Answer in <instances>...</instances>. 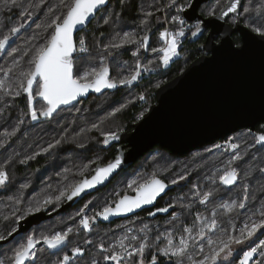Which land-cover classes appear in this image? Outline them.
Returning <instances> with one entry per match:
<instances>
[{
  "label": "trees",
  "instance_id": "obj_1",
  "mask_svg": "<svg viewBox=\"0 0 264 264\" xmlns=\"http://www.w3.org/2000/svg\"><path fill=\"white\" fill-rule=\"evenodd\" d=\"M149 1L151 2L150 9L162 7L163 0H110L109 4L98 13V16L77 35V43L80 37H84L89 51L88 53L77 54L75 56L74 59L77 66L75 68V73L88 67H98L101 60H105L107 63L112 65V63H115L118 58L115 57L116 52H119L121 56H124L125 61L130 59L132 47L124 46L120 49H109L108 51H105L104 45L115 42L114 38L116 37V33L122 35L121 33L124 31L137 27V25H139L141 21L147 17V15L143 12L142 6L149 7ZM20 2L25 7L28 5L34 6L36 4H41V7H33L29 9L30 11H35L36 15L28 19H22L20 16L21 7L11 6L10 0H8L7 4L6 0H0V24L3 25V27L0 28V38H2L3 34L7 33L10 27L15 26L20 22H24L27 25V27L22 29V31L12 41L5 55L0 56V70L13 67L14 60L19 62V65L14 68V71L8 74L7 82L12 86L13 92L16 90L19 72L22 69L26 70L30 66L29 60L34 51V49H30H32L33 45L43 43L51 31L43 26L46 25L54 17V15H59L62 11H64L63 8L57 7L60 4V0H44L43 3H41V0H20ZM50 7L54 8L55 11L50 13L48 11ZM182 11L181 15L183 19ZM201 13L206 16L202 10ZM245 18L246 17L243 14V21H245ZM105 19H109L108 24L104 23ZM152 22L154 23L156 21L153 19ZM186 23L190 24L189 22ZM255 26L259 27L258 24ZM156 34H158V32H155V35ZM34 35L37 39L31 40V37ZM206 35L207 32L204 34H198L195 37L190 34L186 41L190 59L194 60L203 53L201 45L204 44ZM233 37L237 44L241 42V37L238 33H236ZM12 48H18L20 51L16 52L14 56L8 55L7 52ZM25 52L28 54L25 55ZM93 58L96 59L93 60ZM177 61L178 60L176 59L172 62V64L165 68V70H167L166 76H169L167 80L177 76L184 69V67L182 68L181 65L177 64ZM128 65L131 68L136 66L135 64ZM109 67L110 79H113L114 71L110 65ZM3 77L4 72L0 71V78ZM152 77L154 76L152 75ZM146 78H148L145 79L147 81L141 83L142 88H145L152 83L151 77ZM156 89L157 88L155 87L151 96L153 98V102H156ZM126 92V88L118 85L115 89H103L101 93H93L87 99H83L80 102L87 103L91 101V104L96 105L99 98L105 94L110 93L115 95L117 99H120ZM0 99V145H3L0 146V166L5 168L9 176L7 183L0 186V235L9 237V231H11L14 227L16 229L18 228L20 222L17 223V217L24 213V210L28 207L32 197L35 196L36 199H42L46 195L54 197L58 195L59 191L67 184L74 183L82 178L80 171L84 165H89V168L91 169L92 165L88 160L91 159V153L93 150L97 151L96 146L98 139L96 138L97 132H87L83 129L90 128L87 117L85 118L83 116L73 114L72 112L60 115L58 112L53 117H41L39 120L33 121L30 117V109L26 93L21 91V95L17 97L14 95H5L4 91H0ZM34 104V107L38 108L41 105L44 107L46 102L37 97ZM144 106H146L145 102L133 103L122 112L121 122L124 128H127L125 130L131 131L133 129L134 124L138 121L137 117L144 111ZM64 109L65 108H63V110ZM67 109H69V107ZM21 120H23L22 124L20 123ZM21 125L22 127H20ZM17 127L19 128V131L16 132V135L7 138L4 136L6 131L12 132ZM263 131L264 125L259 123L256 126L255 132L248 130V128H242L236 133L234 132V134L232 133L226 137L196 148V150H202L208 145L218 143L227 147L223 152L225 153L224 155L226 158H228L231 154H235V152H237L238 155H242L243 159L238 161L234 160L232 163L234 164L232 167H235L240 171V179H238L237 183L232 186L223 185L221 182H218L214 190H220L221 193L214 194L213 197L209 199L207 204L199 203V197L195 196L193 193H189V190L193 188L191 180L189 181L188 190L185 185L183 187L181 185H174V188L170 190L166 196L170 197L177 192H180V196L185 194V204L191 203L192 207L191 209H186L178 206L180 215L175 222L174 220L170 221L172 223L171 226H174L177 231L181 230L183 232L184 227H193L194 224H197V213L209 216L213 210H216L217 219L220 222V229H227L228 234L239 236L240 229L243 228L245 223H250L251 220H258L260 218L259 212L262 204H264V173H262L259 169L264 168V145L256 143V137ZM240 135H244V137H241L240 139L234 138L235 136ZM5 140H7L6 143ZM56 140H61V143L56 145L47 153L42 152V149L47 148L49 144H55ZM230 140L238 143L240 147L235 150L231 149L227 144V141ZM85 142H87V144ZM93 143L95 146H89ZM81 144H83L84 147H80ZM103 147L101 149L104 152L106 151L105 160L109 161L113 159L117 152L116 146L103 145ZM154 149H160L171 156L184 158H187L192 154V151L195 150L193 149L183 155H177L167 149L161 148L160 146L153 147L150 152ZM38 152L41 154L36 155ZM29 156H34L35 158L28 160V162L24 164L20 163L21 160H24ZM143 158L144 156L135 162L134 165L121 171L114 178V180L125 171L138 168L137 166ZM190 167L192 168L193 166ZM65 169L68 171H65ZM89 171L90 170L85 171L84 175L88 174ZM91 172L89 174H91ZM245 173L249 174L245 177ZM244 183L248 184L249 195V201L247 202L246 208L243 210L239 209L240 211L237 209L231 213L220 209L219 205L224 200H227L226 198H242V185ZM23 185H27V187H22ZM18 197L22 200V203L20 204L15 203V200ZM64 201H62L59 205L61 206ZM170 201L171 198L169 203ZM56 206L57 205L54 204L49 207L51 210H54ZM178 207L175 206L171 214L169 213L167 216H163L161 222L168 221L166 219L173 213L177 212L176 208ZM61 214H67V212ZM145 214L146 213L141 215L138 214L137 216H141L145 221L155 222L151 221L152 219L149 216H145ZM58 215L59 214L49 219H45L38 224H33L27 231L19 233L12 241L7 244L0 245V261H3L4 264H11V260L9 258L12 256L14 251H11L9 245L14 240H19L22 236L25 237L32 233H37L39 235L42 232L50 234L58 229L66 230L69 225H71L69 227L74 229L73 233L69 236V239L70 241H73V244L80 240L76 238L77 233L78 235L81 233L82 235H80V237L83 236L84 240L85 238H90L91 240L94 239L95 241L99 238L104 240L116 239L118 229L111 231L107 229L109 225H104V228L106 229L105 233L100 234V236H96L97 233H94L93 237H89V233L80 227L78 221L79 218H77L78 215L76 213L68 214L71 217L70 220H68L69 218L67 219L66 223H57L56 218ZM4 216H8L9 219H3ZM132 218L133 217H130L129 220ZM47 223L48 225H46ZM135 224H139V222H136ZM110 226L115 227V224ZM133 227H135L134 224ZM76 230H78L77 233ZM154 232H157L155 228ZM263 234L264 233H262V235ZM215 238L216 236L214 239ZM25 239L23 240L25 241ZM200 243L204 242L201 241ZM252 245L248 243L241 249H235V252H233L230 256L228 264H239L240 257L242 255L241 251L245 248H251ZM154 248H157V246H154L153 249ZM205 248H207V246H205ZM37 249L40 250L37 254V260L29 262V264H57L58 260L62 258V255H60L61 253L49 251V249H47V247L43 244L38 246ZM148 251L149 249L145 251L144 256H151L152 253H149ZM190 251L194 250L190 249ZM53 257H57V261H52ZM195 258L201 259V254L196 252ZM163 261L167 262L162 264H175L174 260L170 261L167 259L166 261ZM258 261H264V256L252 264H257Z\"/></svg>",
  "mask_w": 264,
  "mask_h": 264
},
{
  "label": "snow or ice",
  "instance_id": "obj_2",
  "mask_svg": "<svg viewBox=\"0 0 264 264\" xmlns=\"http://www.w3.org/2000/svg\"><path fill=\"white\" fill-rule=\"evenodd\" d=\"M44 0H41L43 3ZM171 4H175L176 0H170ZM8 0H6V4ZM11 6L21 7L20 16L22 19H28L36 15L35 11H30L29 9L35 7H41V4L28 5L25 7L20 0H10ZM107 3V0H60V4L57 7H61L64 11L59 15H54V17L43 27L50 29L47 38L43 43L33 45V55L29 60V67L26 70H21L19 72L16 84V90L13 92L12 86L7 82L8 74L14 71V68L19 65L18 61H13V67H9L5 70H0L4 72V77L0 78V90H4L5 95L20 96L21 91L27 94L30 117L31 120L37 121L41 117L50 118L62 105H69L73 101L77 100L78 97L86 95L89 90H94L99 93L103 89H115L118 85H132L133 82L137 81L141 76V71H152L148 66H142L139 63L136 64L135 69L129 73L127 76H123L118 80L110 79V67L105 60H101L99 66H92L83 69L82 71H77L74 74V69L77 67L74 54H85L88 53L89 48L84 37H80L77 40L74 38V33L76 32L78 26H84L89 22L90 17L97 13V10ZM240 5V0H228L226 4L221 8L219 18L223 19L228 16L229 13H236ZM190 7V5H189ZM179 10H183V7ZM50 13L54 12V8H49ZM249 9L245 8L244 12H248ZM147 16H152L153 13L149 12ZM210 17L216 16L217 13L215 9H211L208 12ZM173 22H178L181 26L185 24V21L179 16L172 17ZM105 24L109 23V19L104 20ZM142 24H147V19L141 21ZM202 21L194 26V31L191 32L193 37L197 36L203 31ZM3 25L0 24V28ZM27 25L24 22H20L15 26L10 27L6 34L2 35L0 38V56L5 55L6 50L10 47V41L25 29ZM40 27V26H38ZM252 30L258 33L260 36H264V27H253ZM160 39L163 41V47L160 49H151L153 52H161L163 55L160 57L163 65L167 66L173 57L179 55L178 49L180 46L179 37L185 36L184 27H180L177 32H169L167 29L160 32ZM37 37L34 35L31 40H36ZM149 35L147 31L145 34L136 39L135 34L131 32H124L121 36L116 33L114 38L115 42L104 45V50L109 49H120L129 43L138 44L139 47L148 48ZM20 51L18 48H12L7 52L8 55L14 56L16 52ZM28 53L25 52V55ZM137 53H134L136 55ZM160 85L157 84L156 87ZM39 97L42 101L46 102L44 107L38 110L34 107V102L36 98ZM139 99L143 100L144 96L141 95ZM122 107H126L123 105ZM122 108H116L110 115H115V113L120 112ZM79 111V109H77ZM23 123V120L20 121ZM93 128H98L99 125L93 124ZM19 131L17 127L12 132H5L4 136L10 137L16 135ZM104 139L102 143L108 145L110 141H115L119 139V131L115 132H102ZM7 140H5V143ZM61 140H56L55 144H49L47 148L42 149L43 153L49 152L56 145H59ZM256 143L264 145V132L260 133L256 137ZM228 146L235 150L240 147L238 143H233L231 140L227 141ZM3 146V145H0ZM254 146V145H253ZM80 147H84L83 144ZM216 147H221V145H216ZM41 153H36L40 155ZM34 156H29L20 163H27L28 160L34 159ZM243 159L242 155H235L233 160ZM90 163H96V161H91ZM123 163L120 156H117L114 160L109 161L105 165H99L93 170L94 174L90 178L84 177V172L88 170L89 165H84L80 171L82 178L74 183L67 184L63 187L59 194L56 196L46 195L42 199H35L30 201L28 207L24 210V213L17 217V223L25 220L27 216L38 214L42 211H48L49 206L59 205L62 201H71L75 197L80 196L86 190L92 189L98 185L103 184ZM233 161H229L231 165ZM264 173V168L259 169ZM65 171H68L65 169ZM219 171V170H218ZM249 173H245V177ZM240 171L235 167L226 168L218 179L223 185L231 186L235 185L240 179ZM9 179L8 173L3 166H0V186L7 183ZM187 179L186 175H180L177 179L170 181L172 185L179 183L182 180ZM168 184L165 183L163 179H160L156 173H153L149 178L143 179L139 178L132 179L127 187L135 192V195L124 194L121 195L119 192L115 193L118 197L112 204L105 205L100 211L96 212L93 216L83 215V213L78 212L77 215L82 218L79 220V225L83 229L91 232L92 224L98 218L103 220H108L112 216H118L126 213L133 212L136 209L143 207L144 205L153 204L157 197L165 192L168 188ZM22 187H27L23 185ZM194 195L199 197V203L207 204L209 199L213 197L214 192L212 190H207L201 193L198 186H194ZM243 196L239 200H232L231 202H223L219 205L220 208L231 213L237 209H245L247 202L249 201L248 195V184L244 183L242 185ZM183 200V197L178 198ZM15 203L20 204L22 200L18 197ZM91 203V201H89ZM85 208L88 204L84 205ZM175 207L174 203H170L165 207L157 208L154 212H149L150 216H155L157 212H168L170 208ZM182 207L186 209H191L192 204H183ZM14 214V213H13ZM255 214V213H253ZM260 218L258 220H251L250 223H245L243 228L240 229L239 236L230 235L227 233V229H220V222L217 219V212L213 210L211 215L208 217H203L199 213L196 214V220L200 221L198 229L194 224L193 227H184L183 233L179 236L178 243L175 242V238L172 232H165L164 236L166 243L163 247L157 245L159 253L168 258L170 261L174 260L175 264H223L226 260L233 254V245H241L246 240L251 239L256 235L258 231L264 229V204H262L260 212ZM3 219H9L8 216H4ZM173 219H178V216H174ZM17 229L14 227L9 231L8 235L11 236L13 232ZM219 230V231H218ZM74 229L68 227L63 231H54L50 234L32 233L27 235L24 242L19 243V246L14 249L12 256L9 258L11 264H29V262H34L37 260V254L39 249L37 245L43 244L50 250L61 249L69 242V236L72 234ZM78 231V230H77ZM129 232L132 231L131 228L128 229ZM147 231H150L149 226L145 224L139 229L140 233H144L143 237H137L133 235L131 241H136L139 239L138 244L125 243L129 240L127 235H124L118 241V244H113L110 248H106L104 243L98 245L102 258L110 264H133V257H138L134 264H145L144 254L147 249L152 247L150 245ZM195 231V235L193 232ZM210 233L216 234L214 239ZM7 237L0 235V241L5 240ZM157 241L160 240V235L155 237ZM203 241L204 243H200ZM194 242V243H193ZM86 244H92L91 240H86ZM205 246H207L208 251L205 253ZM131 249V250H130ZM190 249L194 251H190ZM264 256V240H260L259 244L255 247H251L250 250L243 253V257L240 259L239 264H249V261L258 252ZM72 255L64 253L62 258L58 260L57 264H70L74 261L77 256H83L85 250L79 246L73 247L71 249ZM201 254V259L195 258V253ZM107 253L106 255H103ZM158 256L152 254L149 264H157ZM0 264H4L0 261ZM91 264H100V260L93 258ZM257 264H264V261H258Z\"/></svg>",
  "mask_w": 264,
  "mask_h": 264
},
{
  "label": "water",
  "instance_id": "obj_3",
  "mask_svg": "<svg viewBox=\"0 0 264 264\" xmlns=\"http://www.w3.org/2000/svg\"><path fill=\"white\" fill-rule=\"evenodd\" d=\"M209 1L211 0H192L190 7L182 11L185 23L203 22V31L200 34L207 32L205 42L201 45L203 53L180 74L157 89L156 102L134 124L131 131H120L119 139L110 141L107 145L117 146V152L110 161L120 156L123 160L121 166L103 184L86 190L71 201L65 200L58 209L48 212L49 207L48 211L28 216L19 223L11 236L0 241V245L7 244L33 224L71 209L85 197L103 190L121 171L132 166L155 146L183 155L242 128L254 131L258 123L264 122V36L243 24L241 12L244 0H240L236 13H229L223 19L219 18L221 9L213 17L201 13V7ZM109 2L110 0H107V3L90 17L88 23L78 26L74 33L76 40L78 33L84 30ZM232 17L236 19L233 25L228 21ZM236 33L240 34V44H237L233 37ZM76 55L74 54V58ZM93 93L97 92L89 90L86 95L78 97L71 104L62 105L56 113L87 99ZM108 162L97 164L105 165ZM91 175L84 177L90 178ZM165 183L169 185L168 188L153 204L144 205L130 213L112 216L108 220L98 218L96 222L110 223L154 207L159 198L174 188V185L166 181ZM170 210L171 208L168 212H157L151 217L166 215ZM256 257L257 253L249 264Z\"/></svg>",
  "mask_w": 264,
  "mask_h": 264
},
{
  "label": "rangeland",
  "instance_id": "obj_4",
  "mask_svg": "<svg viewBox=\"0 0 264 264\" xmlns=\"http://www.w3.org/2000/svg\"><path fill=\"white\" fill-rule=\"evenodd\" d=\"M227 1L228 0H212L210 2L205 3L202 6L201 10L206 15H208L209 10L211 9H215V11L217 12L223 7V5ZM148 3H149V7L142 6L145 15L149 12L153 13L152 16H147L143 19V20L147 19V24L140 23L139 25H137V27L131 28V30L124 31V32L134 33L136 39L142 37L145 34V31H147L150 37L148 42V48L145 49L139 47L138 44L129 43L125 46L132 47L131 48L132 53L130 59H127V61H125L124 56H121L119 52H116L115 57H118L116 62L112 63V65L110 63L107 64H109L113 68L114 71L113 79L115 80H118L123 76L129 75V73L135 69V67L131 68L128 64L136 65L137 63H139L140 65L148 66L153 70L152 71L142 70L140 78L137 81L133 82L132 85H123V87L126 88L127 92L120 99H117L115 95L109 93L99 98L98 102H96V105L91 104V101L87 103L79 102L71 106V108L69 107V109L65 108L64 110L62 109L59 111L60 115H64L68 112H72L73 114H77L85 118L87 117L88 118L87 121H89V126L91 129L90 128H83V129H85V131L87 132H97L96 134L97 135L96 138L98 139L96 146L97 151L93 150V152L91 153V159L88 160L90 162L96 161V163H91L92 165L91 169L88 168V170H90L89 173L91 172V170L92 171L94 170L97 163L108 162L107 160H105L106 151L104 152L101 149L104 145L102 143L104 136H102L101 133L115 132V131L120 132L127 129L126 127L124 128L121 122L122 112L125 111L133 103L145 102L146 106H144L143 113L137 117V119L139 120L143 116V114L149 110L151 105L155 103L153 102V98L151 96L156 85L159 84L161 86L162 84L171 80V79L167 80L169 76H166L167 70H165V68L170 64H172V62L175 61L176 59L178 60L177 64L181 65L182 68L184 67V69L193 61L192 59H190L186 41L190 36L191 32L194 31L193 30L194 26L198 22L193 24L186 23L184 26H181L178 22L172 21V17L176 15H179L182 18L181 10L179 9L181 8V6L183 7V9L187 8L191 4V0H176L175 4H171L170 0H163L162 7L154 8V9H150L151 2L149 1ZM245 8L249 9L248 12L243 13L247 19L246 23L249 26H252V28L257 27L255 26L256 24H258L259 27H264L263 0H248L243 9ZM153 19L156 22L153 23L152 22ZM180 27H184L185 36L179 37V41H180V46L178 49L179 55L173 57V59L169 62V64L165 66L163 65L162 60L160 59V57L163 54L159 51L153 52L151 49L153 48L160 49L161 47L164 46L163 41L160 39L159 36L160 32L164 31L165 29H167L169 32H177ZM155 32H158V34L155 35ZM123 33L121 34L123 35ZM134 53L137 54L134 55ZM95 59L96 58H93V60ZM152 75L154 77H152ZM146 77H151L152 83L149 86L142 88L141 83L147 81L145 80L148 79ZM159 87L156 88L158 89ZM0 91H4V90H0ZM141 95L144 96L143 100L139 99ZM0 103H1V99H0ZM123 105H126V107H122ZM41 107L43 106L41 105L40 107L37 108V110L39 111ZM116 108H122V110L120 112L115 113V115H110V113H113ZM77 109H79V111H77ZM93 124L99 125V127L93 128L92 127ZM20 127H22V125ZM241 137H244V135L235 136L234 138L240 139ZM85 143L87 144V142ZM92 145L95 146L94 143L90 144L89 146ZM216 145H220V144L215 143L212 145H208L205 149L202 150L195 149L194 151H192V154L189 155L187 158L171 156L161 151L160 149H154L151 152L148 151L144 155V158L142 159L140 164L137 166L138 168L129 169L124 173H122L118 178L114 180V183L111 187L89 197L88 200H86L82 205H80L76 209V212L83 213V215H87L90 217L91 215H95V213L100 211L105 205L112 204L115 200L118 199L115 193L119 192L121 195H123L125 193L133 192L132 189H129L127 187V184L132 179L139 178L142 181L143 179L149 178L153 173H156L157 176L164 177L169 182L173 179H177L180 175H186L187 179L182 180L175 185H181L182 187L185 185L187 189L189 187V183H190L189 181L191 180L193 183L192 186L193 188L189 190V193L194 194L195 193L194 186H198L202 193L207 190H212L214 194H219L221 193L220 190H214L216 188L217 183L220 182L218 177L223 173V171L226 168L234 166V164L229 165V161H234L233 157L235 155H238V153L231 154L228 156V158H226L224 155L225 153L223 152L227 147L221 145V147L218 148L216 147ZM190 166L193 167L191 168ZM185 196H186L185 194H182L180 196V192H177L171 195L170 197H167L166 202H168L171 198L170 203H174L176 207L178 206L182 207V205L185 204L186 202V200L184 199ZM180 197H183V200L178 201L179 200L178 198ZM35 199L36 197L34 196L31 198V201H34ZM226 199L227 200H224L223 202H231L232 200H239L238 198H226ZM89 201H91V203H89ZM85 204H88L87 208L84 207ZM59 206L58 207L56 206L55 209H58ZM179 207L176 208L177 212L173 213L169 218H167L166 220L168 221H162L161 225L157 223L155 224V222L145 221L144 219H142L141 216H136L133 217L131 220H129L128 218L119 221L117 224H115V227L109 226L107 229L111 231L118 229V233H116V240L119 241L120 238L123 237L124 235H127L130 238L133 235L144 236V233H140L139 229L143 227L145 224H147L150 229V231H147V237L152 247L157 246L159 244H160L159 247L164 246V244L166 243V239L164 236L165 232H172L175 238V242L178 243L180 234L186 235V233H183L181 230L177 231L174 228V226H171L172 223L170 221L174 220L175 222L177 220V219H173V217L180 215ZM93 211H95V213ZM200 215L203 217H208L205 216L206 214L205 215L200 214ZM70 217L71 216L68 214H59L56 218L57 223L59 222L66 223L68 218H69L68 220H70ZM136 222L137 223L139 222V224H135ZM199 223L200 221L197 220V224H196L197 229ZM133 224L135 225V228L133 227ZM46 225H48V223ZM129 228L132 229L131 232L128 231ZM154 228L157 230V232H154ZM57 231H63V230L58 229ZM262 233H264V229L258 231L255 236H253L249 240H246L243 244L233 245V252H235V249H241L242 247L246 246L248 243H250L251 245L253 244L252 247L257 246L260 240H264V234L262 235ZM157 235H160L159 241L155 239ZM193 235H195V231L193 232ZM210 235H212L213 238L216 236V234L214 233H210ZM151 236L153 237V240H151L152 239ZM26 237L27 236L25 237L22 236L19 240H14L13 242H11V244L9 245L11 251H14V249L19 246V243L24 242L23 239H25ZM125 243L127 244V241H125ZM152 247H150L149 250L152 249ZM207 251L208 248H205V253ZM150 253H153V251H151ZM156 253L161 255L159 251L154 252L153 254ZM258 253H259L258 254V258H259V256H261L259 250ZM229 259L230 257L226 259L228 261L224 260L223 264H228Z\"/></svg>",
  "mask_w": 264,
  "mask_h": 264
},
{
  "label": "flooded vegetation",
  "instance_id": "obj_5",
  "mask_svg": "<svg viewBox=\"0 0 264 264\" xmlns=\"http://www.w3.org/2000/svg\"><path fill=\"white\" fill-rule=\"evenodd\" d=\"M192 1V0H191ZM247 1L248 0H244V3H243V7H242V12H241V20H242V22H243V24L244 25H246V26H248L249 28H251L252 29V26H249L246 22H247V20H246V18H245V21H243V19H242V17H243V13H244V7H245V5H246V3H247ZM263 7H264V0H263ZM202 8V7H201ZM201 10V9H200ZM263 11H264V9H263ZM217 13V12H216ZM232 25L233 24H235V22H236V19L235 18H230L229 20H228ZM196 23V22H195ZM198 23H200V22H198ZM192 24V23H191ZM239 34V33H238ZM240 35V34H239ZM237 43V42H236ZM241 43V42H240ZM239 43V44H240ZM259 124V123H258ZM257 124V125H258ZM260 124H263L264 125V122H260ZM256 125V126H257ZM248 130H250V131H252L251 129H248ZM239 131V130H238ZM256 131V127H255V130L254 131H252V132H255ZM237 132V131H236ZM235 132V133H236ZM264 132V131H263ZM233 134H234V132H233ZM116 148H117V146H116ZM237 152H235V154H236ZM134 165V164H133ZM127 168H129V167H127ZM93 172V171H92ZM91 172V173H92ZM88 175H91V174H88ZM85 176V175H84ZM159 178H161V179H163V180H165L166 182H168L169 183V181H167L164 177H161V176H158ZM81 180V179H80ZM113 183H114V180L113 181H111V183L106 187V188H104L103 190H106L107 188H109V187H111L112 185H113ZM169 184H171V183H169ZM232 186V185H231ZM103 190H101V191H103ZM101 191H99V192H96V193H100ZM96 193H94V194H91V195H89V196H87V197H85L82 201H80L77 205H75L73 208H71V209H68V210H66V211H64V212H61V213H66L67 212V214H72V213H76L77 214V212H76V209L80 206V205H82L86 200H88V198L89 197H91L92 195H95ZM125 194H127V193H125ZM130 194H135V192L133 191V192H130ZM167 194V193H166ZM166 194L164 195V196H162L161 198H159L158 200H157V202H156V205L154 206V207H152V208H147V209H144V210H142V211H140L139 213H137V214H135V215H133V216H130V217H134V216H137L138 214L139 215H141V214H144V213H146L145 214V216H149L152 220L151 221H155V224L157 223V224H160L161 223V219L163 218V216H167L169 213H171L172 212V210H173V208H171V210H170V212L168 213V214H166V215H158V216H156V217H154V218H152L150 215H149V212H154L157 208H160V207H165V206H167L168 204H169V201L168 202H166V198H167V196H166ZM124 195V194H123ZM65 202V201H64ZM64 202H63V204H64ZM59 207H61V206H59ZM54 210H56V209H54ZM51 211H53V210H51V209H49V211L48 212H51ZM94 213H95V211H93ZM61 213H58V214H61ZM91 216H93V215H91ZM130 217H127V218H121V219H117V220H115V221H112V222H110V223H103V222H100V221H95V222H93V224H92V231L91 232H89V231H87L86 230V232H88L89 233V237H93L94 235V233H97V235L96 236H100V234H103V233H105L106 232V229L104 228L105 226L104 225H114V224H117L119 221H121V220H124V219H128V218H130ZM77 218H79V219H81L82 217L81 216H77ZM79 219H78V221H79ZM77 224H78V222H77ZM72 225H74V224H72ZM69 226H71V225H69ZM68 226V227H69ZM75 226H76V224H75ZM81 228H83L82 226H80ZM76 228H77V226H76ZM135 228V227H134ZM78 231L76 230V233H77ZM118 232V231H117ZM80 235H82L81 233H80ZM80 235H78V233H77V235H76V238L77 239H80L79 241H76L77 243H74L73 244V241H70V239H69V242L65 245V246H62V248L61 249H57V250H50L49 249V251H55L54 253H56V252H59V253H61L60 255H62L63 256V254L64 253H68L69 255H72V252H71V249L73 248V247H76V246H79V247H81V248H83L84 250H85V252H84V255L83 256H77L76 258H75V260L74 261H71L70 262V264H91V260L93 259V258H95V259H98V260H100V264H110V262H106V261H104L103 260V258H102V254H101V252H100V249H99V247H98V245L100 244V243H104V245H105V247L106 248H110L113 244H118V241L116 240V239H114V240H112V239H109V240H104V239H97V241H95L94 239H90V238H85V240L83 239V236L82 237H80ZM86 236V235H85ZM135 236H137V237H143V236H138V235H135ZM86 240H91L92 241V244H86L85 243V241ZM152 240V239H151ZM129 241H131V238L129 237V240L127 241V243H129ZM140 241H139V239L138 240H136V241H131V243L132 244H138ZM84 244H86V245H84ZM41 246V245H40ZM158 246H160V244L158 245ZM131 250V249H130ZM156 250H158V248H154L153 249V247H152V249H150L148 252L150 253L151 251H153V253L154 252H158V251H156ZM248 250H250V248H245L244 250H242L241 252H242V255H241V257H240V259L243 257V253L244 252H246V251H248ZM152 253V254H153ZM107 253H104L103 255H106ZM151 254V255H152ZM258 252H257V257L250 263V264H252L253 262H256L258 259H260V258H262L263 256L261 255V256H259V258H258ZM156 255L158 256V260H157V264H162V263H166L167 261V259L168 258H166V257H164V256H162V255H159V254H157L156 253ZM150 258H151V256H144V259H145V264H149V261H150ZM53 259H54V261H57V257H53L52 258V261H53ZM138 259V257H136V258H134L133 257V264H134V262H135V260H137ZM163 260H165L166 262H164ZM126 264H127V262H126Z\"/></svg>",
  "mask_w": 264,
  "mask_h": 264
}]
</instances>
